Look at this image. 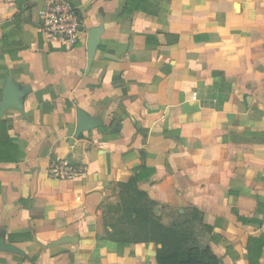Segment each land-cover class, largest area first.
<instances>
[{
	"label": "crops",
	"instance_id": "1",
	"mask_svg": "<svg viewBox=\"0 0 264 264\" xmlns=\"http://www.w3.org/2000/svg\"><path fill=\"white\" fill-rule=\"evenodd\" d=\"M70 2L64 46L40 0H0V264H157L102 220L134 191L220 264H264V0ZM77 112L97 124L75 137ZM58 161L85 175L51 178Z\"/></svg>",
	"mask_w": 264,
	"mask_h": 264
},
{
	"label": "trees",
	"instance_id": "2",
	"mask_svg": "<svg viewBox=\"0 0 264 264\" xmlns=\"http://www.w3.org/2000/svg\"><path fill=\"white\" fill-rule=\"evenodd\" d=\"M154 206L142 192L134 191L123 197L119 223L105 224L111 229L107 235L120 241L130 239L158 245L157 264H220L209 247H199L186 223L163 225L153 213ZM194 219L201 222L196 215Z\"/></svg>",
	"mask_w": 264,
	"mask_h": 264
},
{
	"label": "built area",
	"instance_id": "3",
	"mask_svg": "<svg viewBox=\"0 0 264 264\" xmlns=\"http://www.w3.org/2000/svg\"><path fill=\"white\" fill-rule=\"evenodd\" d=\"M38 11L39 31L50 43L64 46L76 44L82 32V24L70 0H40ZM86 168L63 161L51 164L48 175L59 181L75 180L85 175Z\"/></svg>",
	"mask_w": 264,
	"mask_h": 264
},
{
	"label": "water",
	"instance_id": "4",
	"mask_svg": "<svg viewBox=\"0 0 264 264\" xmlns=\"http://www.w3.org/2000/svg\"><path fill=\"white\" fill-rule=\"evenodd\" d=\"M100 34H101V29L97 30H92L87 34V40H86V49H87V66L88 68L91 65V62L95 56V52L97 50L99 40H100ZM7 103L4 104L1 109H0V116L2 113L7 110L8 107ZM14 108H17L13 106ZM19 109V108H18ZM96 121L85 116L82 112H77V117H76V129H75V137H78L80 134L86 131L92 130L96 126ZM158 210L157 208H154V214H157Z\"/></svg>",
	"mask_w": 264,
	"mask_h": 264
},
{
	"label": "rangeland",
	"instance_id": "5",
	"mask_svg": "<svg viewBox=\"0 0 264 264\" xmlns=\"http://www.w3.org/2000/svg\"><path fill=\"white\" fill-rule=\"evenodd\" d=\"M123 204V197L108 198L101 207L102 220L104 224L119 223V218L122 215L121 209Z\"/></svg>",
	"mask_w": 264,
	"mask_h": 264
}]
</instances>
